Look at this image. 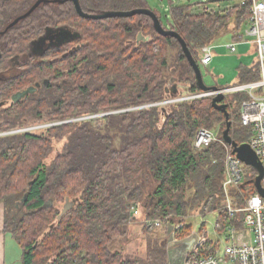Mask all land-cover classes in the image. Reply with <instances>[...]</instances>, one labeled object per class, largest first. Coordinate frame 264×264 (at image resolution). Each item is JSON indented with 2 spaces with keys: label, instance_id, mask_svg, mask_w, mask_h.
I'll return each instance as SVG.
<instances>
[{
  "label": "trees",
  "instance_id": "1",
  "mask_svg": "<svg viewBox=\"0 0 264 264\" xmlns=\"http://www.w3.org/2000/svg\"><path fill=\"white\" fill-rule=\"evenodd\" d=\"M78 1L89 15L152 10L146 0ZM233 1L239 4L218 12L172 6L168 27L152 10L186 42L204 82L202 48L230 23L237 33L232 40L240 41L252 17V0ZM58 30L70 35L34 55L35 43ZM258 80L256 61L241 65L230 87ZM29 88L35 92L13 103ZM201 92L179 42L159 35L151 17L89 20L72 0H0V133L52 125L0 137L2 235L18 246L21 264H168L166 238H151L148 225L142 243L120 248L133 207L143 208L147 220L175 222L194 211L218 213L224 222L225 148H194L200 129L222 139L226 118L214 98L120 113ZM247 100L236 93L223 102L239 145L251 138L241 125ZM96 115L104 116L74 121ZM248 189L255 193L253 179L241 187ZM232 195L243 203L236 190ZM241 218L232 223L240 227Z\"/></svg>",
  "mask_w": 264,
  "mask_h": 264
},
{
  "label": "built area",
  "instance_id": "2",
  "mask_svg": "<svg viewBox=\"0 0 264 264\" xmlns=\"http://www.w3.org/2000/svg\"><path fill=\"white\" fill-rule=\"evenodd\" d=\"M241 5H244L242 2ZM245 35L248 37L247 45L255 46L256 61L260 65V80L254 83L227 87L219 92L208 91L192 95H183L158 104L145 105L120 111L129 112L150 107H160L169 104L188 102L206 98H214L218 93H223L226 97L236 93H246L249 100L244 101L241 106V125L251 130V138L248 144L251 146L264 168V0H252V17ZM252 38V39H250ZM245 43V44H246ZM232 54L239 51L238 43H231L227 46ZM215 49L212 45L202 48L201 65L208 67L214 59ZM104 115L91 116L90 118H100ZM91 120L82 118L74 121ZM52 126V125H51ZM50 127V125H40L29 128H22L9 133L19 134L34 132ZM5 135H8L6 133ZM213 143H220L224 146L226 154L225 180L223 183V207L226 212L224 222L221 221L217 213L202 216L199 226L205 229H194L191 236L185 240H179L177 235L183 228V224L171 226L170 220H166L171 228V233L167 238V254L169 264H264V198L257 190L253 195L247 190L246 194L241 190L247 180L255 179L252 171H247L246 166L233 152V148L227 145L223 139H219L216 131L200 129L195 138L194 148L201 151L208 148ZM264 188V177L261 181ZM256 189V188H255ZM233 190L237 191L243 203L238 206ZM133 213H139L138 207L132 208ZM242 214L241 226L237 227L232 222L237 221V216ZM208 216H216L217 222L212 230H208L206 219ZM181 223V224H180ZM164 224L162 220H147L146 225L157 229Z\"/></svg>",
  "mask_w": 264,
  "mask_h": 264
},
{
  "label": "rangeland",
  "instance_id": "3",
  "mask_svg": "<svg viewBox=\"0 0 264 264\" xmlns=\"http://www.w3.org/2000/svg\"><path fill=\"white\" fill-rule=\"evenodd\" d=\"M148 3V6L153 10V11H157L158 14L160 15V17L162 18V23L163 25H165L166 27H168V22L170 20V10L172 6H181V5H189L192 7V9H196L197 7H199L201 4L207 2V0H146ZM223 1V0H222ZM230 2H234L233 0H228V1H224L222 2V4H227ZM202 6V5H201ZM200 6V7H201ZM204 8V7H203ZM249 24H245L239 31L240 35H245V32L248 28ZM235 24L234 23H230V26L228 27V30L223 33L222 35H220L214 42L213 44H218V43H224L227 42L228 39L231 38V35L235 32ZM248 39V37H247ZM252 39V38H250ZM222 41V42H221ZM175 51H171V54H175ZM170 55V56H172ZM170 60V58H169ZM206 67L202 66V70L204 72V76H205V82L206 84H208V86H212L213 84H217V77H215V75H213L209 70V73L207 74V69H205ZM161 103V102H160ZM158 104V103H156ZM153 105V104H150ZM149 106V105H148ZM152 108V107H150ZM91 120H99L100 118H90L87 117ZM51 126V125H50ZM29 127H35V126H29ZM26 127V128H29ZM241 132H244L241 129ZM9 135H13L12 133L7 132ZM6 134V133H5ZM254 169L249 167L247 169V171H252L253 175H255ZM249 190V189H248ZM194 192V190L192 189L190 191L189 194H192ZM0 208H3V206H0ZM139 213L138 214H134V220L132 222H130L129 225V234H128V239L126 240L125 243L121 244L120 248L122 249H130V247L135 243V242H139L142 243V240L144 238V229L146 227V221L147 218L145 217V212L143 210V208H139ZM218 214V213H217ZM3 215H4V209H3ZM202 216L200 215V213H194L190 212L188 214V216L186 218L182 217L180 219H178L175 222H171V226H174L176 224H178L179 222H181L183 224V228L179 231L177 238H179V240H185L188 237L191 236L192 232L194 231V229H198L201 228L205 229V225L204 226H199V224L201 223L202 220ZM217 217L216 216H208L206 219L207 222V229L208 230H212L215 223L217 222ZM180 223V224H181ZM171 228L169 226V223L164 222V224L157 228H150L149 227V233L151 238L153 239H165L167 241L168 235L171 233ZM5 250H4V254L6 256V264H21V261L19 259V254H20V250L18 248V246L16 245V243L12 240V238L10 236H7L5 239ZM168 244L166 243V247L168 250ZM168 256V254H167ZM169 264V263H168Z\"/></svg>",
  "mask_w": 264,
  "mask_h": 264
},
{
  "label": "water",
  "instance_id": "4",
  "mask_svg": "<svg viewBox=\"0 0 264 264\" xmlns=\"http://www.w3.org/2000/svg\"><path fill=\"white\" fill-rule=\"evenodd\" d=\"M72 1L75 5V8H76L78 15L84 19L104 20V19H112V18H132V17L137 16V15H145V16L151 17L152 20L154 21V28L159 35H161L162 37L174 38L181 45L182 50H183L188 62L190 63V65L192 66V68L195 72V78H196V83H197L198 88L203 92H208V91L219 92L220 91V89L218 87H210V86H207L205 84L200 66L193 59V57H192V55H191V53L187 47L186 42L183 40V38L177 32L165 30L160 23L159 17L152 10H150V9H136V10H132V11H128V12H111V13H104V14H100V15H89V14H86L82 11L78 0H72ZM34 8H36V7H34ZM16 22H18V21H16ZM141 38H142V36L139 35L138 40H140ZM34 92H35V89L29 88L22 93H18L16 95H14L12 97L13 103L20 102L22 99L27 97L29 94H33ZM225 99H226V96L220 92L212 100L213 107L216 110L221 111L225 115V118H226V129L223 133L222 139L227 145H229L233 148L234 154H236L237 157L246 166L253 168L257 172V176L253 180V183H254V186H255L258 194L264 198V188L261 185V181L264 177V168H263L259 158L257 157V155L255 154V152L253 151V149L251 148V146L248 143L239 145L236 141H234L232 139V137L230 135L232 123L230 121V116H229V113L227 111V106L223 104ZM25 200L26 199H24L23 201H25ZM64 211H66V209Z\"/></svg>",
  "mask_w": 264,
  "mask_h": 264
},
{
  "label": "crops",
  "instance_id": "5",
  "mask_svg": "<svg viewBox=\"0 0 264 264\" xmlns=\"http://www.w3.org/2000/svg\"><path fill=\"white\" fill-rule=\"evenodd\" d=\"M219 0H207V2L201 4L196 9H193L194 13H201L202 11L218 12L224 11L231 6L239 4L238 2H230L227 4L215 3ZM204 7V8H203ZM249 23V22H248ZM236 32H234L235 35ZM237 34V33H236ZM240 35V34H239ZM240 36H244L240 35ZM246 38H241L240 41H233L232 35L227 42L213 44L215 49L214 59L210 66L207 67L210 72L217 77V84L223 87H230L237 81L238 69L241 65L251 66L256 62L255 46H251L247 42ZM222 42V41H221ZM231 43L239 44V51L237 54H232L227 50V46ZM246 43V44H245ZM4 227V215L3 209L0 208V264H6L5 239L7 236L2 235Z\"/></svg>",
  "mask_w": 264,
  "mask_h": 264
},
{
  "label": "flooded vegetation",
  "instance_id": "6",
  "mask_svg": "<svg viewBox=\"0 0 264 264\" xmlns=\"http://www.w3.org/2000/svg\"><path fill=\"white\" fill-rule=\"evenodd\" d=\"M69 35L70 32L68 30L48 31L45 37L35 43L32 52L34 55H43L45 53V47H47V49H51L54 45L66 40V37ZM3 136H5V133H0V137Z\"/></svg>",
  "mask_w": 264,
  "mask_h": 264
}]
</instances>
